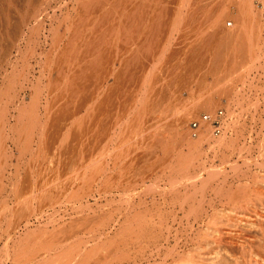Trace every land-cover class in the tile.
Here are the masks:
<instances>
[{
  "label": "rangeland",
  "instance_id": "rangeland-1",
  "mask_svg": "<svg viewBox=\"0 0 264 264\" xmlns=\"http://www.w3.org/2000/svg\"><path fill=\"white\" fill-rule=\"evenodd\" d=\"M0 1V19H2L0 20V264H54L52 262H55V264H133L136 260L139 259L138 254L140 252L137 254L138 243L136 240L129 242V246H124L125 242L122 245V242L120 241V243L118 244L119 246H114V244H117L115 242H118V239H115V241L114 238H118L122 232L118 231L117 229V226H119V224L115 225V222L114 224L111 223L113 221L110 216H112L113 219L115 218V220L118 218L120 220L124 218V214L130 208V206H128L129 200H127L129 198V195L128 197H126V195H124L123 197L118 192H116L114 195H109L110 197L106 196L105 194L103 196V193H100L99 191L101 187H98L101 186V184H97L91 181L93 176L92 170H94V167L92 165L93 160H96L97 156L98 158H100L105 153H109L108 149L105 148L107 143V148H109L110 152L112 150L114 151V149L117 147V144L118 146H120V148L124 146L128 150L122 147L124 148L122 149V153L125 157H123L121 154L119 160L116 159L120 165L117 163L115 165L114 160H111V158H113L111 153L109 154L110 158L108 157V154H105L106 158H103V160L100 159L104 162L98 160L100 168L99 177H101L102 179L104 178L102 166L105 165L103 163H105V159H107V165L109 164L108 167L110 166L108 170L110 171V169L112 168V174L115 172L114 176L119 170L123 171L122 173H124L125 171L123 175L125 176L124 179L126 178V180H124L126 181V183L123 185V187L127 184L129 179V182L131 183L128 184H137V187H135V184L134 187L127 184L129 186V189L125 187L126 191L127 189L129 191L132 188H137L140 191V189L142 190L143 188V191L145 192V184L147 186L153 185L155 183L161 184V187L147 188V195L144 194L143 191H141L140 198L145 200L144 202H141V199L137 198L139 197V195L133 197L131 203L142 204L140 207H138L139 209H137V211L141 213H147L148 215L154 213L153 211L155 210H158L159 213H166L165 210H167V212L177 211V213H182V210L185 208L180 209L181 207L179 206L184 201L187 202L190 198L189 201L192 202L193 200V202L197 203H199L201 200H204V203L206 201V203H208L209 199H212L211 205L210 203L209 206L204 204V206H202L200 209L201 211H208L210 214H213V211L217 212L218 210V213L220 211H223L224 214H227V216H229L234 212L230 207L232 206V202L228 201V197H226V199L222 197L220 198V196H216L215 192H213L212 189H208V191L204 193V196L201 189L197 188V190L195 187H192L191 184H182V186L180 184L176 189H172L173 185L170 184V180H183V178L180 176L181 174H183V172H173L172 169H170V164L175 160L172 161L171 159H169L170 157L168 155L170 154H165V152H171L170 149H174L173 153L171 152V155H174L175 150L177 151V149L179 148L187 147L183 142H181L182 138L180 134L178 135L180 129H176L175 126L178 114L175 115V112L173 111L174 108L182 109V106L185 105L186 102L189 103V101L196 98L198 94H204L205 92V94L209 93L210 88L212 90L211 92L219 94V98L221 99L225 96L229 97V95L234 94V91L237 92L241 88V97L240 95L238 96L239 100L241 99L240 116L237 126L227 131L226 135L228 138H230L228 143L221 148H216V151L214 152L211 151L208 144L205 143L203 146L198 148L196 155H201V157H204V159L207 160V168L210 166L217 169H219L220 167L226 168L224 170L228 173L227 179L229 180V182L233 181L231 173L233 165L232 162H234L236 157H238L237 154L240 152L241 148V152H243L242 154H244V157L248 155L247 153L250 148H254V151L251 154H253L254 156L259 155L258 148L260 144H258L259 142H257L256 139L254 141H250V135H256L257 133H262V135H264V10L262 9L264 0H251L250 4L248 3L249 7H247L248 5H241L239 3V0H229V2L231 1L230 3L228 2V0H226L227 2L225 0H183V3L186 5V7L184 8V13L186 12L187 14L184 15L185 17L182 20L183 23L181 22L180 24L175 21V18L173 19L171 17H173V15L175 14L174 12H177L178 10L176 8V4H178L182 0H149L150 2L147 0H119L124 6V19L127 18V20H129L133 18L136 19L137 22L140 21L138 22L140 25L136 24L137 22L135 23L136 30L133 34H136V36L133 35L134 39L132 38V36L130 39L129 35L132 34L127 29V31H125V29L121 31L120 27L118 26L120 22L118 23L117 21V24L112 22L111 20V23L109 22L110 31L106 36V52L104 47H101V49H104L102 51H104L106 54L105 56L102 55V58L100 56V59H97L99 62L98 65L96 67H91L86 73V75L88 74V77H86L85 80L87 81V78H89L90 76L91 78H93H89L90 80L88 79V81L92 82L94 80L95 82H87L84 84V87L83 82H86L84 81V79L80 84V81L70 82L71 85H69V83H64L65 87H63L64 85L60 81H62V77H64L65 79L66 76V78L68 79H72L74 77L75 80V76H80L81 73L85 71L84 68L81 69L75 67L74 69L73 66L72 69L69 68L70 66L68 60L70 59H68V57L70 58V55L68 56V53L65 51V49L68 50L67 48H69L70 54L72 44L68 45L67 42L70 41L71 43H73V40L71 39L74 38V36H72L71 38L70 35H72V33H75L76 30L73 31L75 27L76 29L80 30V28H84L83 26L86 24L87 18L86 16H84L86 14H82L83 12H81V6L84 5L86 1L89 2L91 6V3H95L96 0H94V2L93 0H27L22 4L23 8L21 7V12L17 14L14 9V15L12 19L6 20L7 22L3 20V16L1 14L4 13L2 11L5 10L7 14L10 13V10L7 12V10L9 9L7 7H10L11 9L12 6H8L9 3H6L7 0ZM104 1L105 0H99L98 2ZM111 1L113 2L114 0H110V2ZM115 1L119 2L118 0ZM146 2H148L147 4L150 5H152V3L154 2L153 5H155H152L151 10L153 9L154 14L155 12H157L161 15H157V19L156 17L154 18V20L156 21L155 22L153 20L155 22L154 24L152 23V12H150L151 14H149L150 18H146V20L144 21H141L140 19L141 13L143 12V5L145 6L144 3ZM5 3L7 5V9L5 8V10H3L5 6L2 8V5H5ZM97 4L99 3H95V5L93 4L92 6H98ZM139 5L140 9H138ZM159 5L162 7V10L157 8L159 7ZM164 5L167 6L165 7ZM108 6L109 4H107V7ZM94 7L92 11L90 10L87 13V17L90 15L91 17H95L96 15H99L101 13V10H99V12H96L97 8ZM246 9H248V11ZM243 10H246L248 12L249 17L250 15L253 16L251 20H254L249 21L247 17H244ZM171 13L174 14L172 15ZM93 14L94 16H92ZM222 14H231L235 21H233V23L224 22V24H222L223 26L226 25L229 28L232 27L230 41L229 39H227L228 41L226 39H222L223 36L226 35V32L219 28L222 23L221 19L219 18ZM81 15H83L84 18H81L84 20L79 17ZM2 21H4V25H8H5V27L2 24ZM8 21H10L11 23H9ZM22 21H27L28 24L23 25L21 23ZM150 21L153 25L150 24ZM148 22L150 25H152V29H150V33L146 36V32L144 34L143 28L150 27ZM112 23H114V25L116 24V28L118 27L119 29L114 30L113 27V31H111V27L113 25ZM81 24L84 25L82 26ZM22 25L24 27L25 33L23 38L21 39L19 38V32L20 27L22 28ZM71 25L73 28L69 27ZM174 26H178L182 31H174ZM250 26L252 30L246 33L245 27ZM153 28H156V30H158L159 32H156L154 34L152 32L154 31ZM51 30H54V32H52ZM114 31L115 33L119 32L118 36L115 35ZM80 32L81 30L78 31V36L80 35ZM87 32L89 31L87 30ZM61 36L62 38H60ZM125 36L130 40H128ZM75 37L78 39L77 36ZM76 38L74 39V41L76 40ZM170 38L172 39L171 45L169 46L168 50L164 51V45ZM52 39L56 47L53 45ZM79 39L81 42L83 40L82 36L79 37ZM95 39L96 38L93 37V49L91 47V54H89L92 55V51L94 50V56L92 55L87 57L91 60H95V58L97 57V55L95 56L94 54L95 51L97 52V47H94L97 46V41H95ZM126 39L127 41H124ZM57 40L60 41H58L60 44L57 43ZM117 40L120 41L118 42ZM135 40L136 42L134 43ZM137 40L140 42H138ZM76 42L77 43H73L74 46L75 44L77 45L80 43L79 40H76ZM82 42L84 43V41ZM56 43L58 44V47ZM119 43L121 47L125 46L126 48L124 47L125 49H121V47H119ZM232 45H234L235 47H232ZM195 46H197L195 49L199 51H194V53L193 49ZM52 47L55 49H51ZM147 47L149 49L151 48L150 53H148L149 49L147 50ZM116 48L119 49L118 51H120V53L117 54V51L115 50ZM133 48L136 49L134 50ZM138 49L139 51H137ZM47 51H49V53ZM56 51L58 52V54ZM253 51L262 54L261 61L258 64H251L252 56L250 54ZM42 53H45L44 56H42ZM59 53L61 54L59 55ZM131 53L132 55L135 53L136 55L138 54L136 56V60L137 62H139L140 60L141 61L136 65L135 68L132 66V68L130 69L127 68L128 72L126 70L124 73L125 75H122V71H124L123 66L126 55L128 57L126 60L128 61L130 59V56H132ZM191 53L194 55L196 54V56L192 55ZM112 54L116 59L119 58V61L115 60ZM46 55L50 56L49 60H52L51 62L48 60V62L52 64L53 61L56 60V58L59 59L56 60V64L54 63L56 66L48 64L45 58ZM48 56H46L47 59ZM58 56L61 57L59 58ZM161 57L163 59H161ZM172 58L174 60H172ZM149 59L151 60V62H153V60L158 61V59L159 61H161V65L159 64L160 62L157 63L158 65H160L158 67V71L157 68L156 70H154L155 68L150 69L149 63L151 62H148ZM179 59H185L184 62H186V64L183 63V65L181 63L182 65L179 64L180 67L178 65L177 67L174 62L176 63ZM167 60L170 61L169 65L166 63ZM189 61L191 64L189 63ZM121 62L123 63V66ZM147 62L149 66L148 68L146 67L147 69L145 68L147 70L146 74L147 76L149 75V77L151 76L150 78H152L151 83L149 82L148 85L153 89V91L151 89L152 93L150 97L145 98L148 101H151L152 107L149 108L152 111L149 110L150 112L148 111L146 115L143 114L141 118L140 114H135L136 112H134L132 107L134 104L131 102H134L132 97L134 95L132 91L135 90L134 85L138 83L142 85V81L140 80L135 84H133V81L137 80V77H139V79H142V76L145 75V72L143 71V64L144 66H147ZM171 63L172 65L174 64L173 66H175V68L177 67V69H174L172 65L171 67L173 69H171ZM117 64H119V66H117ZM165 64L169 66V70H167L168 68L162 69V66L166 67ZM49 65L51 66V68L47 67ZM57 65L59 66V68ZM96 68H98V70ZM57 69H60V71H58ZM62 69L64 70L62 71ZM120 69L121 71H119ZM131 69L133 71H130ZM136 69H138L140 72L142 70V72L144 73L141 72L140 74L138 72L137 74L138 70ZM69 70H71V72H76L71 74ZM134 70L136 74L133 73ZM151 70L154 72V74ZM49 71H52L50 74L52 80H50V76L48 75ZM75 73L77 75H75ZM112 73L115 75H113ZM116 74L118 76L120 75V77H124V79L121 78L120 80H117V83L120 82L118 84H121L120 88L123 87L120 89V92H122L119 94V97H117L116 95V97H112L113 99L115 98L114 100H112V98L110 97L109 102L106 103V101H108V98L105 97L107 96V92L105 91L108 88H106V86H112L114 84ZM126 75H128L129 77ZM152 75H154V77ZM133 77H135V79ZM55 78L56 80H54ZM26 79L29 80L27 81ZM130 79L133 80L132 83ZM57 80L58 84L56 82ZM165 80H167L168 82H165ZM48 81H51L53 86L49 85ZM54 81L56 82V85H58V89L56 88V86H54ZM108 82H110V84ZM75 83L78 84V88ZM81 84L82 86H80ZM128 84H130L131 86ZM102 85L104 86V90ZM100 86L101 88L99 89L101 90L98 89V87ZM75 88L77 90H75ZM74 90L77 91L78 95H74L76 94ZM96 91H99L100 94L102 93V96ZM71 93H73V96L71 95ZM92 94L96 95V98H94V96H91ZM69 96L72 98H70ZM136 96L137 94L135 93L134 100L138 99L141 95H139L137 98ZM112 104L115 106V108ZM61 107L64 108L62 109ZM220 108L224 109V114L225 116H227L228 109L225 102L217 106L215 110H218ZM48 110L49 114L47 112ZM205 111L208 110H201L199 116ZM119 113L120 115H118ZM120 116H122L123 118ZM194 118L197 117H193L191 121ZM119 119L125 122L122 125V128L125 130L122 133L111 129V126H113L117 120L119 121ZM95 123L97 125L94 126ZM108 125L110 127V132L109 130H106L108 129ZM61 127L63 130L61 129ZM144 128L147 132L143 131ZM225 131L226 129L224 127L222 133L215 136L220 137L224 135ZM137 132L141 134L138 135ZM108 133L110 134L109 136L107 135ZM113 134H118L116 135L117 138L116 136L113 137ZM121 134L123 136H121ZM133 134H135L134 137ZM126 135L129 136L127 137ZM111 137H113V140H110ZM118 137L120 138L119 141H121V143L118 142ZM245 138H247V140ZM115 139H117V141H115ZM129 139L135 140H130L131 142L133 141V143H131L132 145L129 143L126 144L128 145L126 146L124 144V141L126 143V141H129ZM122 140L124 141L122 142ZM119 143L122 145H120ZM134 144H136V148ZM262 144L264 145V143ZM130 148L133 149L130 150ZM135 149L137 150L135 151ZM119 152H121V150L118 151V153ZM100 154L102 155L100 156ZM131 156H134L135 160ZM206 156H209V158H207ZM167 158L169 161H166ZM258 159H261L260 161L264 163V155L261 157L259 155ZM222 160L226 161L227 163H223ZM88 161L91 163H89ZM168 162H170V164ZM202 162L203 159H197L196 161H193L192 167H190L188 171L191 176L194 174H200L201 172V175L203 174L202 178H207V171L203 168L204 163L202 164ZM121 164L122 166L126 164L124 165V169L122 170L120 169ZM170 173H173L172 176ZM216 178H218L219 180L218 176H216ZM102 179L100 180V183ZM212 179L213 180H211V182L213 181V185L215 186L218 180L215 179V177ZM198 182H201V180H198L197 184H199ZM92 189H94V191ZM113 189L115 191L117 190V188ZM118 189L119 191L121 190L120 188ZM186 189L189 190V192ZM199 190L201 192H199ZM197 191L198 193H200V195L197 193ZM120 192H122V190ZM93 193H95V197L91 196L93 195ZM99 193L101 195H99ZM145 195L146 197H144ZM98 196L100 198H98ZM120 197L126 199L121 200ZM105 198H109V200L112 198H116V200L114 201V199H112L114 202L112 200H110V202L109 200L105 201ZM212 204L214 205L212 206ZM120 213H122V215ZM118 214L123 218L117 217ZM115 215L117 216L114 217ZM109 225H113V227ZM203 226L206 225L203 224ZM105 231L109 232H107L108 235ZM111 232L113 234H111ZM92 234H95V236L100 235L102 240H104L105 237L111 235L109 236L110 238L107 237L106 239L111 240L112 238L115 241H111L113 243L109 242L110 245L113 244V247L112 245L110 246L111 248L109 247V244L106 242L107 240H105V242L103 241L104 243H106V245L103 242H100V244L97 245H90L86 243V240L84 241V244H78V242L80 241L79 239L83 238L84 240ZM79 236L81 238H79ZM147 242L148 241H146L145 243L147 244ZM134 243H136L137 245L135 244V246ZM141 245L142 244H139V247ZM143 250L146 251V256H149L150 248L148 246L147 248L143 247ZM147 250L149 253L147 252ZM49 253H53V259L46 261L44 258L47 259L48 255H50ZM256 257L255 258L257 260L261 259L258 256Z\"/></svg>",
  "mask_w": 264,
  "mask_h": 264
},
{
  "label": "bare ground",
  "instance_id": "bare-ground-1",
  "mask_svg": "<svg viewBox=\"0 0 264 264\" xmlns=\"http://www.w3.org/2000/svg\"><path fill=\"white\" fill-rule=\"evenodd\" d=\"M4 1V0H3ZM6 1V0H5ZM24 1H27V0H7L6 1V3L8 4V6H12L11 7V9H10V7H7V8H9L8 10H7V12L10 10V13H6L5 11V8H6V3H5V5H2V8L4 7V9L3 10H5V11H2V12H4V13H2L1 15L3 16V20H10V19H12V17H13V15H14V9H15V12H17V14H19L20 12H21V10H22V4L23 3H25ZM99 0H96V2L95 3H99V4H97L98 6H95L97 9H96V12H99V10H101V13L99 14V15H96L95 17H91V15L90 16H88L87 17V13L91 10V6L94 4L95 5V3H91V6H90V3L89 2H85L84 3V5H82L81 6V8H82V11L81 12H83L82 14L84 15V14H86V15H84V16H86V18H87V20H86V24L83 26L82 24V26L84 27V28H80V30H81V32H80V35L78 36V31H80V30H78V29H76V27L74 28V30L73 31H75V33H72V35H70L71 36V38H72V36H74V38L73 39H71V40H73V43H77L76 42V40L78 41L79 40V42H80V39H79V37H81L82 36V41H84V43L81 41L80 43H81V45H80V43L79 44H75V46H74V44L73 43H71L70 41V43L69 42H67V44L69 45H71L72 44V46H71V50H70V54H69V48H67L68 50H66L65 49V51L68 53V56L70 55V58L68 57V59H70V60H68V62H69V68H71L72 69V66L74 67V69H75V67L76 68H84V70L85 71H83L82 73H81V75L78 77V76H75V75H77L76 73H75V80H74V77L71 79L69 76V78L70 79H68V78H66L65 77V79H64V77H62L63 79H62V81H60V82H62L63 83V87H65V84H68L69 83V85H71L70 84V82H73V81H75V82H77V81H80L79 82V84L80 83H82V81H83V79H84V81H86L85 80V78L86 77H88L87 75H86V73L89 71V69L91 68V67H96L97 65H98V60L100 59L99 57L101 56V58H102V55L103 56H105V52H106V49H105V45H107V33L110 31L109 29H110V24H109V22L112 20V22H114V23H117V21H118V23L120 22V24L118 25L119 27H120V29H121V31H123L124 29H125V31H129L132 35H129L130 36V39H131V36H132V38L134 39V37H133V35H135L136 36V34H133V33H135V23L137 22L136 21V19H129V20H127V18L126 19H124V6H123V4H121V2H120V4H119V2H117V1H111L110 2V0H105L104 2H98ZM102 1V0H101ZM143 1V0H142ZM147 1H149V0H147ZM178 1V0H177ZM190 1V0H189ZM226 1V0H225ZM240 2V4L241 5H248V3L250 4V2H251V0H239ZM1 2V1H0ZM91 2V1H90ZM93 2H94V0H93ZM118 4H117V3ZM150 2V1H149ZM152 2V1H151ZM161 2V1H160ZM184 1L182 0L181 2H179L178 4H176V8L178 9H176L177 10V12L175 11L172 15H173V17H171V18H175V21L178 23V24H180L181 22H182V20L184 19V15H186L187 13L185 12L184 13V8L186 7V5L183 3ZM227 2V1H226ZM228 2H229V0H228ZM231 2V1H230ZM229 2V3H230ZM88 3H89V5H88ZM139 3V2H138ZM140 3H142V2H140ZM148 2H146V3H144L145 4V6L143 5V12L141 13V21H144V20H146V18H150L149 17V14H151L150 12H152V21L154 20V18L156 17V19L158 18L157 17V15H160V13L158 14L157 12H155V14L153 13V9L151 10V8H152V5H153V3H152V5H150V4H147ZM156 3V2H155ZM176 3V2H175ZM186 3V2H185ZM228 3V4H229ZM3 4V3H2ZM107 4H109V6L107 7ZM155 5V4H154ZM153 5V6H154ZM158 5V4H157ZM165 6V5H164ZM167 6V5H166ZM165 6V7H166ZM15 7V8H14ZM22 7V8H21ZM93 7L94 6H92V10H93ZM94 7V8H95ZM157 7V6H156ZM247 7H249V5L247 6ZM6 8V9H7ZM142 8V7H141ZM158 9H160V10H162V7L159 5V7H157ZM164 8V7H163ZM109 9H110V11H109ZM127 9H128V6H127ZM133 9V8H132ZM138 9H140V5H139V8ZM173 9V8H172ZM187 9V8H186ZM262 9L264 10V4H263V6H262ZM91 10V11H92ZM98 10V11H97ZM129 10H131V9H129ZM247 11H248V9H246ZM246 10H243L244 12H243V14H244V17H247V19H249V21H253V20H251L252 19V17L253 16H251L250 15V17L248 16V12L246 11ZM94 11H95V9H94ZM136 11V10H135ZM156 11H157V9H156ZM96 12H95V14H96ZM129 12V11H128ZM127 12V13H128ZM137 12H139V11H137ZM168 12V11H167ZM172 12V11H171ZM133 13V12H132ZM16 14V13H15ZM81 14V13H80ZM130 14H131V12H130ZM169 14V13H168ZM262 14V13H261ZM83 15H81V16H79L80 18L81 17H83ZM170 15V14H169ZM53 16V15H52ZM92 16H94V14L92 15ZM139 16V15H138ZM137 16V17H138ZM151 16V15H150ZM161 16V15H160ZM215 16V15H214ZM216 16H218V15H216ZM47 17V16H46ZM127 17V16H126ZM133 17H135V16H133ZM48 18V17H47ZM84 18V17H83ZM128 18H129V16H128ZM170 18V17H169ZM82 19V18H81ZM139 19V20H140ZM219 19H221V21H222V23H221V25L219 26V28L220 29H222L224 32H226V35L225 36H223V38L222 39H229V41H230V39H231V30H232V27L231 28H229L228 26H226V25H222V24H224V22H232L233 23V21H234V18L231 16V14H222L221 16H220V18ZM0 20H2V19H0ZM82 20H84V19H82ZM81 20V21H82ZM151 20V19H150ZM12 21V20H11ZM28 21V20H27ZM27 21H22L21 23L24 25V24H28V22ZM155 21V20H154ZM152 22L153 24L156 22ZM7 22V21H6ZM9 23H11L10 21H8ZM79 22V21H78ZM138 22H140V21H138ZM136 23V24H139V23ZM158 22V21H157ZM235 22V21H234ZM4 23V21H2V24ZM111 23V22H110ZM114 23H112L113 25H112V27H111V29L113 28L114 30L115 29H119L118 27L116 28V24L114 25ZM117 23V24H118ZM151 23V21H150V24H152ZM176 23V24H177ZM183 23V22H182ZM253 23V22H252ZM251 23V24H252ZM143 24V23H142ZM148 24H149V22H148ZM147 24V25H148ZM149 24V25H150ZM152 24V25H153ZM4 25V24H3ZM6 26L8 25V24H5ZM4 25V26H5ZM23 25H22V28L20 27V32H19V38H23V36H24V33H25V31H24V27H23ZM72 25H74V24H72ZM72 25L71 26H69V27H71V28H73L72 27ZM140 25V24H139ZM138 25V26H139ZM152 25H150V27L148 28H143L144 29V34H145V32H146V36H147V34H149L150 33V29H152L151 27H152ZM5 26V27H6ZM54 26V25H53ZM142 26V25H141ZM10 27V26H9ZM68 27V26H67ZM68 27V28H69ZM145 27H146V25H145ZM154 27V26H153ZM175 27V26H174ZM54 28H56V27H54ZM53 28V29H54ZM67 28V29H68ZM141 28V27H140ZM139 28V29H140ZM181 28V27H180ZM51 29V28H50ZM113 29L111 30V31H113ZM127 29V30H126ZM138 29V28H137ZM158 29H159V26H158ZM162 29V28H161ZM4 30V29H3ZM7 30V29H6ZM87 30L90 32V34H89V32H87ZM153 30L154 31H152L154 34L157 32H159L158 30H156V28H153ZM163 30H164V28H163ZM175 30H177V31H182V30H180L179 29V27L177 26V27H175L174 28V31ZM252 30V28H251V26L250 27H245V31H246V33L247 32H249V31H251ZM52 31V30H51ZM56 31V30H55ZM70 31V30H69ZM72 31V30H71ZM161 31V30H160ZM52 32H54V30L52 31ZM51 32V33H52ZM58 32V31H57ZM76 32H77V34H76ZM137 32V31H136ZM151 32V33H152ZM162 32V31H161ZM88 33V34H87ZM113 33V32H112ZM114 33H115V31H114ZM118 33L119 32H116L115 33V35H117L118 36ZM122 33V32H121ZM124 33V32H123ZM126 33H128V32H126ZM56 34V33H55ZM74 34V35H73ZM111 34V33H110ZM109 35V34H108ZM124 35V34H123ZM125 35H127V34H125ZM151 35V34H150ZM48 36V35H47ZM53 36V35H52ZM69 36V37H70ZM75 36H77L78 37V39L75 37ZM114 36V35H113ZM128 36V37H129ZM93 37H95L96 39H95V41H97V46H94V47H97V52L95 51L94 52V54H95V56L97 55V57L95 58V60H91L90 58H87V57H89V56H92L93 55V51H92V55H89V54H91V47H92V49H93ZM105 37H106V39H105ZM126 37V36H125ZM149 37V36H148ZM18 38V37H17ZM54 38H55V36H54ZM60 38H62V36L60 37ZM76 38V40L74 41V39ZM116 38V37H115ZM127 38V37H126ZM20 39V40H21ZM58 39V38H57ZM120 39V38H119ZM124 39V38H123ZM128 39V38H127ZM127 39L126 40H124V41H127ZM130 39H128V40H130ZM19 40V39H18ZM46 40V39H45ZM70 40V39H69ZM113 40V39H112ZM111 40V41H112ZM149 40V39H148ZM171 38L170 39H168L167 40V43H165V45H164V51H166V50H168L169 49V46L171 45ZM206 40V39H205ZM52 41H53V39H52ZM59 40H57V43H59L58 42ZM114 41V40H113ZM118 41V40H117ZM120 41V40H119ZM118 41V42H119ZM123 41V40H122ZM121 41V42H122ZM132 41V40H131ZM138 41V40H137ZM198 41V40H197ZM228 41V40H227ZM56 42V41H55ZM115 42V41H114ZM136 42V40L134 41V43ZM138 42H140V41H138ZM150 42V41H149ZM232 42V41H231ZM53 43V45L55 44L54 43V41L52 42ZM56 43V44H57ZM129 43H130V41H129ZM131 43H133V42H131ZM199 43H201V42H199ZM198 43V44H199ZM203 43V42H202ZM60 44V43H59ZM114 44V43H113ZM153 44V43H152ZM223 44V43H222ZM233 44H234V42H233ZM68 45H67V47H68ZM92 45V46H91ZM123 45V44H122ZM133 45V44H132ZM135 45V44H134ZM137 45H139V44H137ZM220 45V44H219ZM55 47H56V45H54ZM104 47V49H105V52L104 51H102V50H104V49H101V47ZM118 46V45H117ZM149 46H151V45H149ZM153 46V45H152ZM226 46H227V44H226ZM225 46V47H226ZM234 45H232V47H233ZM57 47H58V44H57ZM115 47H116V45H115ZM119 47H121L120 46V43H119ZM123 47V48H122ZM121 47V49H125L126 47L125 46H122ZM125 47V48H124ZM136 47V46H135ZM141 47V46H140ZM197 46H195L194 47V49L196 48ZM235 47V46H234ZM111 48V47H110ZM112 48H113V46H112ZM51 49H55V48H51ZM57 49V48H56ZM59 49V48H58ZM134 49V48H133ZM136 49V48H135ZM134 49V50H135ZM149 48L147 47V50H148ZM193 49V52L194 51H197V49H195L194 50ZM229 49H230V47H229ZM73 50V51H72ZM116 51H117V54L118 53H120V51H118L119 49L118 48H116L115 49ZM128 50V49H127ZM150 50H151V48L148 50V53H150ZM202 50V49H201ZM58 51V50H57ZM56 51V52H57ZM61 51V50H60ZM64 51V52H65ZM72 51V52H71ZM123 51V50H122ZM137 51H139V49L137 50ZM141 51V50H140ZM199 51V50H198ZM197 51V52H198ZM48 53H49V51H47ZM55 52V53H56ZM63 52V51H62ZM115 52V51H114ZM126 52V51H125ZM124 52V53H125ZM196 52V53H197ZM256 51H253V52H251V64H258L260 61H261V58H262V54L261 53H259V52H256ZM97 53V54H96ZM113 53V52H112ZM128 53V52H127ZM129 53H130V51H129ZM195 53V52H194ZM43 54V53H42ZM45 54V53H44ZM44 54L42 55V56H44ZM57 54H58V52H57ZM61 53H59V55H60ZM111 54V53H110ZM174 54V53H173ZM192 54V53H191ZM123 55V54H122ZM130 55V54H129ZM131 55H132V53H131ZM138 55V54H137ZM136 53L135 54H133L132 56H130V59L127 61L126 59L128 58L127 57V55H126V58H125V61H124V66H123V63H122V66H123V69H124V71H122L123 73H122V75H125L124 73H125V71L127 70V72H128V69L127 68H132V67H136V65L138 64V63H140V61L139 62H137V58H136ZM164 55V54H163ZM185 55V54H184ZM192 55H194V54H192ZM197 55H199V54H197ZM201 55V54H200ZM46 56H48V55H46ZM45 56V58H46V60H47V62H48V60H49V57L50 56H48V59H47V57ZM55 56H57V55H55ZM67 56V55H66ZM94 56V55H93ZM112 56H113V54H112ZM120 56V55H119ZM118 56V57H119ZM187 56V55H186ZM190 56V55H189ZM194 56H196V54L194 55ZM22 57V56H21ZM54 57V56H53ZM59 57V56H58ZM61 57V56H60ZM59 57V58H60ZM114 57V56H113ZM121 57V56H120ZM125 57V56H124ZM168 57V56H167ZM172 57V56H171ZM199 57V56H198ZM232 57V56H231ZM63 58H65V57H63ZM115 58V57H114ZM149 58V57H148ZM164 58H165V56H164ZM182 58V57H181ZM185 58V57H184ZM187 58V57H186ZM25 59V58H24ZM54 59V58H53ZM58 58H56V60H57ZM62 59V58H61ZM98 59V60H97ZM104 59V58H103ZM119 59V58H118ZM118 59H116L115 58V60H117V61H119ZM122 59H124V58H122ZM160 59V58H159ZM159 59H158V61H154L153 60V62H151V60L149 59L148 60V62L150 61L151 63H149V65H148V62L146 63L147 64V66L145 65L144 66V64H143V71L145 72H142V70H141V72L142 73H144L145 75L144 76H142V79H139V77H137L138 79L137 80H131V83H132V81H133V84H135L136 82H139L140 80L142 81L141 83H142V85L141 84H135L134 85V87H135V93L137 94V96H136V98L139 96V95H141L138 99H136V100H134V96H135V93H134V91H132L133 92V101L134 102H131V103H133L134 105L132 106L133 107V110H134V112H136L135 114L137 115V114H140L141 115V118H142V115L143 114H147L148 113V111L150 110V111H152L149 107H152L151 106V101H148L146 98L147 97H150V95H151V89L152 88H150L149 87V82L151 83V79L152 78H150L149 77V75L147 76V74H146V72H147V68H148V66L150 67V69H152V68H155L154 70H156V68H157V71H158V67L161 65V61H159ZM161 59H163L162 57H161ZM167 59V58H166ZM166 59H164V60H166ZM45 60V61H46ZM51 60L52 59H50L49 61L51 62ZM56 60H54L53 61V64L52 63H50V62H48V64H51L52 66H56L55 64H56ZM59 60V59H58ZM67 60V59H66ZM65 60V61H66ZM97 60V61H96ZM172 60H174L173 58H172ZM185 60V59H184ZM184 60L182 59V60H176L177 62L175 63L174 62V64H176V66L178 65L179 67H180V65H182L183 63H185L186 64V62H184ZM188 60V59H187ZM40 61V60H39ZM64 61V60H63ZM63 61H61V62H63ZM111 61V60H110ZM147 61V60H146ZM145 61V62H146ZM163 61V60H162ZM168 61V60H167ZM166 61V63L169 65V62L170 61H168L167 62ZM197 61V60H196ZM195 61V62H196ZM112 62V61H111ZM160 62V63H159ZM17 63H18V61H17ZM24 63V62H23ZM39 63V62H38ZM37 63V64H38ZM45 63V62H44ZM55 63V64H54ZM58 63V62H57ZM116 63V62H115ZM157 63H159L160 65H158ZM162 63H164V62H162ZM182 63V64H181ZM189 63H190V61H189ZM30 64V63H29ZM47 64V65H48ZM113 64V63H112ZM173 64V65H174ZM180 64V65H179ZM191 64V63H190ZM27 65V64H26ZM26 65H25V67H26ZM67 65V64H66ZM100 65V64H99ZM116 65V64H115ZM158 65V66H157ZM168 65H166L165 64V66L166 67H163L162 66V69L163 68H168L169 66ZM171 65H172V63L170 64V67H171ZM172 65V66H173ZM184 65V64H183ZM44 66H46V65H44ZM50 66V65H49ZM49 66H47L48 68H51V66L49 67ZM58 66V65H57ZM101 66V65H100ZM117 66H119V64H117ZM126 66V67H125ZM132 66V67H131ZM177 66V67H178ZM259 66H260V64H259ZM46 67V68H47ZM147 67V68H146ZM177 67L175 68V66H173V68L174 69H177ZM184 67V66H183ZM186 67V66H185ZM42 68V67H41ZM45 68V67H44ZM57 68V67H56ZM58 68H59V66H58ZM64 68V67H63ZM98 68H99V66H98ZM98 68H96L97 70H98ZM114 68V67H113ZM120 68V67H119ZM141 68V67H140ZM146 68V69H145ZM172 67H171V69H173ZM34 69V68H33ZM53 69V68H52ZM161 69V68H160ZM43 70V69H42ZM54 70V69H53ZM52 70V71H53ZM58 70V69H57ZM64 69H62V71H63ZM87 70V71H86ZM136 70H138V69H136ZM167 70H169V68L167 69ZM52 71H49L48 72V75L50 76V74H51V72ZM58 71H60V69L58 70ZM70 71V73L72 74V73H74V72H76V71H74V70H72V71H74V72H71V70H69ZM78 71H79V69H78ZM114 71V70H113ZM112 71V72H113ZM119 71H121V69L119 70ZM130 71H133L132 69L130 70ZM152 71V70H151ZM174 71V70H173ZM47 72V71H46ZM80 72H81V70H80ZM79 72V73H80ZM91 72V71H90ZM99 72V71H98ZM107 72V71H106ZM114 72H116V71H114ZM126 72V73H127ZM138 72L141 74V72L138 70L137 71V74H138ZM149 72H150V70H149ZM153 72V71H152ZM151 72V73H152ZM165 72H166V70H165ZM170 72V71H169ZM184 72V71H183ZM195 72V71H194ZM62 73H64V72H62ZM69 73V74H70ZM117 73V72H116ZM121 73V72H120ZM133 73H135V70H134V72ZM132 73V74H133ZM179 73V72H178ZM188 73V72H187ZM61 74V73H60ZM113 74V73H112ZM136 74V73H135ZM153 74H154V72H153ZM180 74V73H179ZM185 74V73H184ZM53 75V74H52ZM58 75V74H57ZM56 75V76H57ZM66 75V74H65ZM91 75V74H90ZM113 75H115V74H113ZM121 75V76H122ZM129 75V74H128ZM128 75H126V76H128ZM151 75V74H150ZM45 76V75H44ZM73 76V75H72ZM94 76V75H93ZM101 76V75H100ZM103 76V75H102ZM110 76V75H109ZM131 76V75H130ZM133 76V75H132ZM138 76V75H137ZM153 77H154V75H152ZM156 76V75H155ZM115 77V76H114ZM129 77V76H128ZM127 77V78H128ZM136 77V76H135ZM135 77H133L134 79H135ZM141 77V76H140ZM183 77H185V76H183ZM188 77V76H187ZM27 78V77H26ZM41 78V77H40ZM49 78V77H48ZM54 78V77H53ZM57 78H59V77H57ZM89 78H91L90 76H89ZM89 78H87V81L86 82H83V87H84V84L85 83H89V82H91V81H88V79ZM93 78V77H92ZM91 78V79H92ZM100 78V77H99ZM111 78V77H110ZM124 79V77L122 76V77H120V75L118 76L117 74H116V77H115V81H114V84L112 85V86H110L109 84H110V82H108L109 84V86H106V91L105 92H107V96H105V97H107L108 98V101H106V103L107 102H109V99H110V97L112 98V97H114L115 95L117 96V97H119V94L122 92H120V89L121 88H123V87H121L120 88V86H121V84L119 85L118 83H120V82H118L117 83V80L119 79ZM132 78V79H133ZM172 78H173V76H172ZM241 78V77H240ZM242 78H243V76H242ZM96 79V78H95ZM126 79V78H125ZM129 79V78H128ZM154 79V78H153ZM156 79V78H155ZM176 79H177V77H176ZM192 79V78H191ZM27 80V79H26ZM29 80V79H28ZM27 80V81H28ZM50 80H52L51 79V76H50ZM54 80H56V78L54 79ZM60 80V79H59ZM90 80V79H89ZM129 80V81H130ZM25 81V80H24ZM23 81V82H24ZM94 81V80H93ZM92 81V82H93ZM103 81V80H102ZM124 81V80H123ZM122 81V82H123ZM167 80H165V82H166ZM53 82V81H52ZM55 82V81H54ZM57 82V84H58V80L56 81ZM56 82H55V85L54 86H56V88H57V86L58 85H56ZM91 82V83H92ZM95 82V81H94ZM154 82V81H153ZM168 82V81H167ZM25 83V82H24ZM27 83V82H26ZM31 83V82H30ZM65 83V84H64ZM99 83V82H98ZM102 83V82H101ZM100 83V84H101ZM130 83V84H131ZM172 83V82H171ZM170 83V84H171ZM48 84L49 85H51V86H53V84L51 83V81H48ZM76 84V83H75ZM130 84H128V85H130ZM24 85V84H23ZM59 85H60V83H59ZM68 85V86H69ZM77 85V88H78V84H76ZM96 85V84H95ZM107 85V84H106ZM126 85V84H125ZM139 85V86H138ZM152 85V84H151ZM150 85V86H151ZM80 86H82V84L80 85ZM91 86H93V85H91ZM123 86H124V84H123ZM131 86V85H130ZM46 87H48V86H46ZM50 87V86H49ZM61 87V86H60ZM71 87V86H70ZM89 87V86H88ZM96 87V86H95ZM102 87H103V90H104V86L102 85ZM241 87V86H240ZM52 88V87H51ZM91 88V87H90ZM99 88H101V86L100 87H98V89ZM58 89V88H57ZM72 89V88H71ZM70 89V90H71ZM130 89V88H129ZM53 90H55V89H53ZM75 90H77L76 88H75ZM74 90V92L76 93V94H74V95H78V93H77V91H75ZM96 90V89H95ZM99 90H101V89H99ZM128 90V89H127ZM243 90V89H242ZM52 91V90H51ZM57 91V90H56ZM60 91V90H59ZM152 91H153V89H152ZM210 91V92H209ZM208 92L209 93H207V94H202V93H200V94H198L197 95V97L196 98H194V99H192V100H190L189 101V103H187L186 102V104L185 105H183L182 106V109H180V108H178V109H173V111L175 112V115L176 114H178V117H177V120H176V123H175V126H176V129L178 128V130L180 129V132L178 133V135L180 134V136H181V138H182V140H181V142H183L184 144H185V146H187V147H182V148H179V149H177V151L175 152L174 151V155H171V152L173 153V150L172 149H170L171 150V152L170 151H167V153L165 152V154H170V155H168L170 158L169 159H171L172 161L173 160H175L173 163H171L170 164V162H168L170 165V169H172V171L173 172H183V174H181L180 176L183 178V180H181V181H179L178 179H171L170 180V184L171 185H173V187H172V189H176L177 188V186L178 185H180L181 184V186H182V184H188V185H190L191 184V186L192 187H195L196 189L197 188H199V189H201L202 190V194H203V196L205 195L204 193H206L207 191H208V189H212L213 190V192H215V194H216V196H220V198L222 197V198H225L226 199V197H228V201H231L232 203V206H230L231 207V209H232V211H234L232 214H228L229 216H227V214H224L223 213V211L221 212H219L218 213V210H217V212L216 211H213L212 213L213 214H210L208 211H201L200 209H201V207L202 206H204V204H206V205H208L209 206V203H210V205H211V200L209 199V202L208 203H204V200H199L198 202L199 203H197V202H193V200H192V202L191 201H189V199H188V201L187 202H183L179 207H181L180 209H182V208H185V209H183L182 210V213H177V211H173V209H172V211L173 212H167V210H165L166 211V213H159L158 212V210H155V211H153L154 213H149L150 215H148L147 213H141V212H139V211H137V209H139L138 207H140L142 204L141 203H139V204H133V203H131V201L133 200V197H136V196H138L139 195V197H137V198H140V193H141V191H143V188H142V190L140 189V191L137 189V188H132V189H130L129 191H128V185H130V186H132V187H134V184L132 185V184H128V183H131V182H129L130 181V179H129V181L127 182V186L125 185L124 187H123V185L126 183V181H124V180H126V178L124 179V173H125V171H124V173H122L123 171H120L119 169V171L118 172H120V173H118L117 172V174H115V176H114V173L112 174V172H113V170H112V168L110 169V171L108 170V168L110 167H108V165H107V162H108V160L107 159H105V163H103V164H105V165H103L102 166V168H103V175H104V178L102 179L101 177H99L100 176V168H99V161H102L103 160V158H106V155L105 154H108V157H109V154L111 153L112 154V157L113 158H111V160L113 161L114 160V162H115V165H116V163L117 164H119L118 163V161L116 160V159H118L119 160V158L121 157L120 155L122 154V156L123 157H125L124 155H123V153H122V149H124L125 147L124 146H122V147H124V148H120V146H118V144L116 145L117 147L115 148V146H114V151L112 150L111 152H110V150H109V148H107V145H108V143H107V145L105 146V148L106 149H108V151H109V153H105L102 157H100V158H98V156H97V159L96 160H93V163H92V165H93V167H94V170H92V174H93V176H92V180L91 181H93V182H95V183H99V184H101V186H98V187H101V189L99 190L100 191V193H103V196H104V194L106 195V196H109V195H114L116 192H118L121 196H123L124 197V195H126V197H128V195H129V198L127 199V200H129L128 201V206H130V208H129V210L128 211H126V213L124 214V218L123 217H121L119 214H118V216L117 215H115L114 217H121V218H123V219H116L115 220V218L113 219V217L112 216H110V218H112V221L113 222H111V223H113L114 224V222H115V225H117V224H119V226H117L118 228V231H121L122 233H121V235L118 237V238H114V240L115 239H118L117 241L118 242H115L112 238H111V240H107L106 238L107 237H109V236H111V235H109V236H107L108 235V233L106 232V236L107 237H105V236H103V237H105V239L104 240H102L101 239V236L100 235H98V236H95V234L93 235H89L86 239H84L83 240V238L82 239H79L80 241L78 242V244H80L81 245V243L82 244H84L85 242V240H86V243L87 244H90V245H97V244H100V242H105V240H107L106 242L109 244V242L110 243H113V242H111V241H114L115 243H117V244H114V246L116 245V246H119L118 244L120 243V242H122V245H123V243L125 242V244H124V246L125 245H128L129 244V242H131V241H137V243H138V246H137V249L139 250H137V254H138V256H139V259L138 258H136V259H138V260H136L133 264H264V163L263 162H261L260 160L263 158H261L260 160L258 159L259 158V155H260V157L261 156H263L264 155V145L262 144V143H264V135H262V133L260 134V133H257L256 135H253V134H251L250 135V141H254L255 139L257 140V142H259L258 144H260V146H259V155H257V156H254L253 154H251L254 150V148H250L249 150H248V155L247 156H245L244 157V154H242L243 152H241V150H242V148L240 149V152L237 154V156L238 157H236V159H235V161L234 162H232L233 163V165H232V182H229V180L227 179L228 177H227V175H228V173L227 172H225V170L224 169H226V168H222V167H218L219 169H217V168H213L212 166H210V167H208L207 168V166H206V161L207 160H205L204 159V157H201V155L199 156V155H196V153H197V151H198V148L199 147H201V146H203L205 143L206 144H208V146H209V148H210V150L211 151H216V148H218V147H222V146H224V145H226L227 143H228V141H229V139L230 138H228L227 137V131L228 130H230V129H232V128H235L236 126H237V124H238V119H239V116H240V107H241V99L239 100V95L241 94V88H240V90H238L237 92L236 91H234V94H231V95H229V97H223L222 99L221 98H219L220 96H219V94H215V93H213V92H211L212 90H211V88H210V90H209ZM214 91V90H213ZM53 92V91H52ZM68 92V91H67ZM80 92V91H79ZM82 92H83V90H82ZM97 93H99V91H96ZM215 92V91H214ZM54 93V92H53ZM80 94V93H79ZM96 94V93H95ZM100 94V93H99ZM98 94V95H99ZM102 94V93H101ZM100 94V95H101ZM123 94V93H122ZM122 94H121V96H122ZM139 94V95H138ZM244 94V93H243ZM40 95V94H39ZM55 95V94H54ZM68 95V94H67ZM71 95L73 96V93H71ZM70 95V96H71ZM245 95V94H244ZM48 96V95H47ZM56 96V95H55ZM54 96V97H55ZM58 96V95H57ZM61 96V95H60ZM69 96V97H70ZM91 96H94V98H96L95 96L96 95H91ZM102 96V95H101ZM115 96V97H116ZM65 97H66V95H65ZM77 97V96H76ZM146 97V98H145ZM152 97V96H151ZM238 97V98H237ZM240 97H241V95H240ZM70 98H72V97H70ZM69 98V99H70ZM106 98V99H107ZM243 98V97H242ZM51 99V98H50ZM56 99V98H55ZM78 99V98H77ZM115 99V98H114ZM113 98H112V100H114ZM118 99V98H117ZM120 99V98H119ZM131 99V98H130ZM34 100V99H33ZM59 100V99H58ZM72 100V99H71ZM97 100V99H96ZM125 100V99H124ZM46 101V100H45ZM53 101H54V98H53ZM94 101V100H93ZM92 101V102H93ZM117 101V100H116ZM90 102V101H89ZM100 102V101H99ZM99 102H97V103H99ZM223 102H225V104L227 105V109H228V112H227V116H225V114H223L222 116H221V132L220 133H218V134H216L215 132H214V125L212 124V122L211 121H201V124L199 125V127L197 128V135H194V133H193V127H192V125H191V119L193 118V117H197V118H194V119H201V115L199 116V113L201 112V110L203 111V110H208L207 112H210L211 114H216L217 112H218V110H215L216 109V107L217 106H219L220 104H222ZM66 103V102H65ZM104 103V102H103ZM115 103V102H114ZM101 104H102V102H101ZM128 104H130V103H128ZM48 105V104H47ZM51 105H52V103H51ZM97 105V104H96ZM113 105V104H112ZM95 106V105H94ZM114 106V105H113ZM128 106V105H127ZM22 107V106H21ZM53 107H54V105H53ZM177 107H179V106H177ZM176 107V108H177ZM46 108V107H45ZM50 108H51V106H50ZM62 109L64 108V107H61ZM60 108V109H61ZM100 108V107H99ZM114 108H115V106H114ZM117 108H118V106H117ZM127 108V107H126ZM55 109V108H54ZM60 109H57V110H60ZM95 109V108H94ZM93 109V110H94ZM96 109H97V106H96ZM95 109V110H96ZM132 109V108H131ZM130 109V110H131ZM23 110V109H22ZM118 110V109H117ZM52 111V110H51ZM51 111H50V114H51ZM67 111V110H66ZM69 111V110H68ZM149 111V112H150ZM48 112V114H49V110L47 111ZM92 112V111H91ZM116 112V111H115ZM55 113V112H54ZM96 113H98V112H96ZM114 113V112H113ZM118 113V112H117ZM130 113V112H129ZM47 114V113H46ZM89 114H90V112H89ZM94 114V113H93ZM122 114V113H121ZM58 115V114H57ZM118 115H120V113L118 114ZM54 116H56V115H54ZM131 116V115H130ZM135 116V115H134ZM57 117H59V116H57ZM102 117V116H101ZM116 117V116H115ZM120 117H122V116H120ZM119 117V118H120ZM139 117V116H138ZM137 117V118H138ZM90 118V117H89ZM99 118V117H98ZM117 118H118V116H117ZM123 118V117H122ZM134 118V117H133ZM167 118V117H166ZM176 118V117H175ZM59 119V118H58ZM100 119V118H99ZM104 119H106V118H104ZM112 119V118H111ZM132 119V118H131ZM193 119V120H194ZM54 120H56V119H54ZM53 120V121H54ZM94 120V119H93ZM134 120V119H133ZM137 120V119H136ZM109 121V120H108ZM129 121V120H128ZM62 122V121H61ZM89 122V121H88ZM99 122V121H98ZM132 122V121H131ZM138 122H140V121H138ZM125 122H123V121H121V119H119V121L117 120L116 121V123L113 125V126H111V129L112 130H114V131H117V132H124V130L125 129H123L122 128V125L124 124ZM134 123V122H133ZM159 123H160V121H159ZM158 123V124H159ZM68 124V123H67ZM99 124V123H98ZM142 124V123H141ZM84 125V124H83ZM95 125H97L96 123L94 124V126ZM107 125V124H106ZM132 125V124H131ZM156 125V124H155ZM64 126V125H63ZM70 126V125H69ZM87 126V125H86ZM105 126V125H104ZM134 126V125H133ZM135 126H136V124H135ZM151 126V125H150ZM152 126H153V124H152ZM158 126H160V125H158ZM157 126V127H158ZM97 127V126H96ZM119 127V128H118ZM131 127V126H130ZM224 127H225V129H226V131H225V133H224V135H222V136H220V137H216L215 135H219V134H221L222 133V130L224 129ZM65 128V127H64ZM99 128V127H98ZM133 128H135V127H133ZM137 128V127H136ZM61 129H62V127H61ZM87 129V128H86ZM94 129V128H93ZM101 129V128H100ZM110 129V127H109V125H108V129H106V130H109ZM127 129V128H126ZM130 129V128H129ZM148 129V128H147ZM175 129V130H176ZM63 130V129H62ZM88 130V129H87ZM89 130H90V128H89ZM97 130V129H96ZM140 130V129H139ZM138 130V131H139ZM141 130H142V128H141ZM174 130V129H173ZM56 131H57V129H56ZM94 131V130H93ZM104 131V130H103ZM128 131V130H127ZM143 131H146L145 130V128H144V130ZM151 131V130H150ZM149 131V132H150ZM109 132H110V130H109ZM132 132V131H131ZM135 132V131H134ZM147 132V131H146ZM60 133V132H59ZM118 133V134H119ZM136 133V132H135ZM138 133V132H137ZM88 134V133H87ZM106 134V133H105ZM115 134V133H114ZM113 134V137L114 136H116V135H118V134H116V135H114ZM139 134H141V133H138V135ZM144 134V133H143ZM108 136L110 135L109 133L107 134ZM134 135L135 134H133V137H134ZM137 135V136H138ZM176 135V134H175ZM107 136V137H108ZM112 136V135H111ZM121 136H123L122 134H121ZM127 136V135H126ZM129 136V135H128ZM127 136V137H128ZM98 137V136H97ZM102 137V136H101ZM101 137H100V139H101ZM113 137H111L110 138V140L113 138ZM120 137V136H119ZM118 137V142H120L121 143V141H119V138ZM132 137V136H131ZM116 138H117V136H116ZM124 138V137H123ZM136 138H138V137H136ZM151 138H152V136H151ZM246 140H247V138H245ZM113 140V139H112ZM130 140H135V139H129V141H126V143H125V141L124 140H122V142L124 141V144L126 145V144H131V143H133V141L131 142ZM151 140V139H150ZM115 141H117V139H115ZM180 141V140H179ZM113 142V141H112ZM97 143H99V142H97ZM119 143V144H120ZM135 143V142H134ZM113 144V143H112ZM115 144V143H114ZM120 145H122V144H120ZM132 145V144H131ZM136 144H134V146H135ZM145 145V144H144ZM151 145V144H150ZM181 145V144H180ZM98 146H100V145H98ZM126 146H128V145H126ZM130 146V145H129ZM110 147V146H109ZM138 147V146H137ZM148 147V146H147ZM95 148V147H94ZM99 148V147H98ZM97 148V149H98ZM134 148V147H133ZM132 148V149H133ZM135 148H136V146H135ZM162 148H163V146H162ZM113 149V148H112ZM125 149H127V148H125ZM131 148H130V150H132ZM102 150V149H101ZM121 150V152H119L118 153V151H120ZM128 150V149H127ZM129 150V151H130ZM137 149H135V151H136ZM142 150V149H141ZM140 150V151H141ZM165 150V149H164ZM106 151V150H105ZM126 151V150H125ZM145 151V150H144ZM151 151V150H150ZM104 152V151H103ZM102 152V153H103ZM127 152V151H126ZM125 152V153H126ZM131 152V151H130ZM168 152H170V153H168ZM101 153V152H100ZM235 153V152H234ZM97 154V153H96ZM127 154V153H126ZM263 154V155H262ZM93 155V154H92ZM102 154H100V156H101ZM111 156V155H110ZM130 156V155H129ZM152 156V155H151ZM155 156V155H154ZM132 157V156H131ZM164 157V156H163ZM207 158H209V156H206ZM93 158V157H92ZM110 158V157H109ZM133 159L135 158L134 156L132 157ZM154 158V157H153ZM158 158V157H157ZM159 158H160V156H159ZM166 158V157H165ZM95 159V158H94ZM100 159H102V160H100ZM132 159V160H133ZM164 159V158H163ZM201 160V159H203V162H202V164L204 163V165H203V168L207 171L206 173H207V178L206 179H203L202 178V175H201V172H200V174H194V175H190L189 174V168L190 167H192V163H193V161L195 160ZM91 160V159H90ZM99 160V161H98ZM110 160V159H109ZM135 160V159H134ZM133 160V161H134ZM168 160V158L166 159V161ZM170 160V161H171ZM92 161V160H91ZM111 161V162H112ZM130 161V160H129ZM129 161H127V162H129ZM132 161V162H133ZM163 161V160H162ZM169 161V160H168ZM89 162V161H88ZM102 162H104V161H102ZM155 162V161H154ZM158 162V161H157ZM222 162L223 163H225L226 161H223L222 160ZM89 163H91V162H89ZM159 163V162H158ZM227 163V162H226ZM47 164V163H46ZM45 164V165H46ZM127 164V163H126ZM126 164H124V165H126ZM133 164V163H132ZM88 165V164H87ZM114 165V166H115ZM120 165V164H119ZM124 165L122 166V164H121V167H120V169L122 170V169H124ZM230 165V164H229ZM255 165V166H254ZM90 166V165H89ZM113 166V167H114ZM128 166V165H127ZM253 166H254V168H253ZM92 167V168H93ZM100 167H101V164H100ZM136 167V166H135ZM156 167V166H155ZM83 168V167H82ZM134 168V167H133ZM85 169V168H84ZM89 169V168H88ZM132 169V168H131ZM90 170V171H91ZM108 170V171H107ZM115 170H116V168H115ZM126 170H128V169H126ZM144 170V169H143ZM146 170V169H145ZM155 170V169H154ZM156 170H157V168H156ZM167 170V169H166ZM89 171V172H90ZM133 171V170H132ZM139 171V170H138ZM150 171V170H149ZM171 171V170H170ZM186 171H187V173H186ZM145 172V171H144ZM165 172V171H164ZM204 172V171H203ZM101 173H102V170H101ZM121 173H122V175H121ZM129 173H130V171H129ZM162 173V172H161ZM134 174V173H133ZM139 174V173H138ZM142 174V173H141ZM160 174V173H159ZM171 174V173H170ZM173 174V173H172ZM172 174H171V176H172ZM90 175H91V173H90ZM102 175V176H103ZM130 175V174H129ZM128 175V176H129ZM132 176V175H131ZM144 176V175H143ZM167 176V175H166ZM170 176V175H169ZM168 176V177H169ZM178 176V175H177ZM216 176H218L219 177V180H218V178H216ZM133 177V176H132ZM140 177V176H139ZM215 177V179H217L216 181H217V184H215V186L213 185V181L211 182V180H213L212 178H214ZM129 178V177H128ZM145 178V177H144ZM158 178V177H157ZM165 178V177H164ZM91 179V178H90ZM102 179V181H101V183H100V180ZM214 179V180H215ZM155 180V179H154ZM200 181L201 180V182H198L199 184H197V181ZM124 181V182H123ZM135 181V180H134ZM133 181V182H134ZM144 181V180H143ZM138 182V181H137ZM136 182V183H137ZM142 182V181H141ZM136 186L135 187H137V184H135ZM144 186V185H143ZM180 186V187H181ZM197 186H199V187H197ZM125 187H127L126 189H127V191L125 190ZM142 187V186H141ZM140 187V188H141ZM154 187H161V184H158V183H155V184H153V185H146L145 184V187H144V189H146V191H147V188H154ZM184 187V186H183ZM113 188H117V190L115 191ZM118 188H120L121 190H122V192H120L119 191V189ZM189 188V187H188ZM191 188V187H190ZM93 191H94V189H92ZM98 190V189H97ZM187 190V189H186ZM192 190H193V188H192ZM198 190V189H197ZM92 191V192H93ZM98 191V192H99ZM146 191L144 192V194H146ZM174 191V190H173ZM188 192H189V190H187ZM191 191V190H190ZM142 192V193H143ZM152 192V191H151ZM177 192V191H176ZM181 192V191H180ZM184 192V191H183ZM196 192V191H195ZM199 192H201L200 190H199ZM99 193V195H101ZM197 193H198V191H197ZM95 193H93V195H94ZM118 194V195H119ZM199 195H200V193H198ZM93 195H91L92 197H95V195L93 196ZM117 195V196H118ZM119 195V196H120ZM147 195V194H146ZM146 195L144 196V197H146ZM192 195V194H191ZM105 196V197H106ZM116 196V195H115ZM114 196V197H115ZM118 196V197H119ZM131 196V197H130ZM142 196V195H141ZM188 196V195H187ZM202 196V197H203ZM110 197V196H109ZM177 197V196H176ZM194 197V196H193ZM201 197V198H202ZM212 197V196H211ZM98 198H100L99 196H98ZM98 198H97V200H98ZM103 198V197H102ZM121 198V197H120ZM165 198V197H164ZM178 198V197H177ZM182 198V197H181ZM184 198V197H183ZM200 198V199H201ZM205 198V197H204ZM220 198H219V201H220ZM112 199H114V201L116 200V198H112ZM112 199H110V200H112ZM122 199H126V198H121V200ZM136 199V198H135ZM141 199V202H144L145 200H143L142 198H140ZM107 200H109V198H105V201H107ZM109 200V201H110ZM185 200V199H184ZM197 200H198V198H197ZM196 200V201H197ZM206 200V199H205ZM113 201V200H112ZM113 201V202H114ZM164 201V200H163ZM169 201V200H168ZM179 201V200H178ZM214 201V200H213ZM111 202V201H110ZM165 202V201H164ZM167 202V201H166ZM109 203V202H108ZM159 203V202H158ZM162 203V202H161ZM180 203V202H179ZM197 203V204H196ZM155 204V203H154ZM219 204V203H218ZM222 204H223V202H222ZM227 204V203H226ZM229 204V203H228ZM186 205H187V207H186ZM214 204H212V206H213ZM159 206V205H158ZM161 208V207H160ZM204 208V207H203ZM179 209V210H180ZM188 209V210H187ZM215 209V208H214ZM213 209V210H214ZM222 209V208H221ZM223 209H224V207H223ZM222 209V210H223ZM75 210V209H74ZM162 210V209H161ZM160 210V211H161ZM200 210V211H199ZM164 211V212H165ZM169 211V210H168ZM181 211V210H180ZM228 212V211H227ZM226 212V213H227ZM218 213V214H217ZM121 215H122V213H120ZM227 216V217H226ZM226 217V218H225ZM92 218V217H91ZM111 220V219H110ZM115 220V221H114ZM108 222V221H107ZM203 224L204 225H206V226H203ZM108 225V224H107ZM109 226H111V225H109ZM111 227H113V225L111 226ZM107 228V227H106ZM110 229V228H109ZM114 229H115V227H114ZM106 230V229H105ZM108 230V229H107ZM210 230H211V234H210ZM110 231V230H109ZM112 231V230H111ZM115 231V230H114ZM91 233V232H90ZM105 234V233H104ZM111 234H113L112 232H111ZM97 235V234H96ZM103 235V234H102ZM79 238H81L80 236H79ZM110 238V237H109ZM78 240V239H77ZM66 241V240H65ZM120 241V242H119ZM146 241H148L147 242V244L145 243ZM103 242V243H104ZM72 243H73V241H72ZM76 243V242H75ZM74 243V244H75ZM127 243V244H126ZM133 243V242H132ZM145 243V244H144ZM105 245H106V243H104ZM107 244V245H108ZM136 243H134V245H135ZM139 244H142L140 247H141V250H140V247H139ZM76 245V244H75ZM112 245V247H113V244H111ZM110 244H109V247L111 246ZM132 245V244H131ZM137 245V244H136ZM135 245V246H136ZM115 246V247H116ZM129 246V245H128ZM147 246L150 248V250H149V252H150V254H149V256L147 257L146 256V249L145 250H143V247L144 248H147ZM73 247V246H72ZM127 247V246H126ZM111 248V247H110ZM147 252H148V250H147ZM148 252V253H149ZM56 253V252H55ZM50 255H48V257H47V259L46 258H44L46 261H49V260H51V259H53V253H49ZM47 255V254H46ZM256 256H258L259 258H261L260 260H257L256 258ZM122 257H124V256H122ZM137 257V256H136ZM146 257V258H145ZM256 257V258H255ZM56 258V257H55ZM146 260H145V259ZM125 259V258H124ZM56 261V260H55ZM111 261V260H110ZM43 262V261H42ZM48 263V262H47ZM52 263H54L55 264V262H52ZM62 263V262H61ZM111 263V262H110ZM123 264V263H122Z\"/></svg>",
  "mask_w": 264,
  "mask_h": 264
},
{
  "label": "built area",
  "instance_id": "built-area-1",
  "mask_svg": "<svg viewBox=\"0 0 264 264\" xmlns=\"http://www.w3.org/2000/svg\"><path fill=\"white\" fill-rule=\"evenodd\" d=\"M224 109L223 108H220L218 110V112L214 115V114H211L210 112H203L201 114V119H194L191 121V125L193 127V133L194 135H197V128L199 127V125L201 124V121H211L212 124L214 125V132L216 134L220 133L221 132V116L224 114Z\"/></svg>",
  "mask_w": 264,
  "mask_h": 264
}]
</instances>
